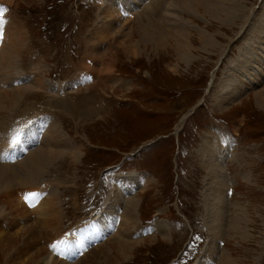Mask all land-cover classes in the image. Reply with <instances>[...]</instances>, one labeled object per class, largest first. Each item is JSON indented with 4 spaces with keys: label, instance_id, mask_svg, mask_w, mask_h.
<instances>
[{
    "label": "rangeland",
    "instance_id": "374dc122",
    "mask_svg": "<svg viewBox=\"0 0 264 264\" xmlns=\"http://www.w3.org/2000/svg\"><path fill=\"white\" fill-rule=\"evenodd\" d=\"M105 1L0 0V20L11 24L0 32V62L3 48L16 47L18 54L1 71L0 92L26 90L19 105L0 108V165L17 168L36 151L66 150L41 176L40 187L24 189L29 195L20 196L21 187L14 186L31 220L9 230L0 216L1 234L13 236L43 221L41 208L55 191L52 238L41 236L38 246L61 264H89L94 250L125 235L132 204L139 229L130 226L127 238L135 247L124 261L100 255L95 264H224V254L227 264H264V106L256 102L264 94V0H210L213 12L203 0H157L163 6L150 21L153 0ZM211 13L222 14L221 20ZM105 14L116 19L107 21ZM148 25L172 28L170 36L182 25L190 60H176L170 37L156 48L142 40L139 30ZM95 42L112 72L84 80L86 72L95 74L86 63L88 44ZM122 43L138 47L139 56L119 50ZM35 79L45 87L37 89ZM69 97L88 98L95 115L60 110ZM228 143L231 156L221 170L205 151L220 154L219 146ZM213 174L221 183L217 198ZM13 197L0 204L1 211L15 205ZM234 206L238 216L247 214L245 236L230 231ZM216 213L223 224L214 253L209 245L219 230ZM75 236L74 257L68 256L74 249L51 251L58 238Z\"/></svg>",
    "mask_w": 264,
    "mask_h": 264
},
{
    "label": "bare ground",
    "instance_id": "6f19581e",
    "mask_svg": "<svg viewBox=\"0 0 264 264\" xmlns=\"http://www.w3.org/2000/svg\"><path fill=\"white\" fill-rule=\"evenodd\" d=\"M107 1L108 0L105 1V4H107ZM116 1L117 0H113L114 3ZM160 1L158 2L157 0L156 1L153 0L152 4H150L151 5L150 7H151L152 11L150 12V15H149L150 17H147L148 21H150L151 18L153 16H155V13H157L158 10L163 6L162 4H160ZM203 1L205 2L204 3L205 7L209 11L213 12L214 5L212 3L211 4L209 3L210 0H203ZM203 1H200V2L203 4ZM174 3H176V2H174ZM184 6H185L184 10H186V7L188 8V11L191 8L190 4L188 2ZM109 8H111V7L107 6L106 9H103L104 12H107L109 10ZM173 8H174V6H173ZM218 13H219V11H218ZM105 15L107 16V21L112 22L113 20L116 19V17L114 15H112V14H105ZM105 15L103 17H105ZM210 15L221 20L220 16L222 14H212L211 13ZM228 15L229 14H225L226 17ZM120 16H122V15L120 14ZM176 24L179 25L178 23H176ZM148 26L149 27L140 28V30H139L140 33H141L142 40H145V42H148V43H152L153 47L155 46V48H156V47L165 46L166 45V41L168 40L167 38L170 37L173 40V45L171 46V48H172L171 50L173 51L174 56H176V58H177L176 60L179 61V62L180 61L181 62H187V61L190 60V54H191L190 50H191V48H190V45L188 46V42H185L187 37L185 38V35H181V33L183 31H185L184 27L182 25H181V27H180L178 32L175 31L174 33H172V36L169 35L170 30L172 28L170 30H168V29L167 30H162L160 28H157V29L155 28L154 29L153 25H148ZM7 27H8V29L11 28V24H6L5 21H4L2 23V25H0V32H1V30H3L4 28H7ZM174 30L175 29H173V31ZM17 32H19V30ZM118 32L120 33V31H118ZM9 34H10V32H9ZM15 34H16V31H15ZM92 36H93V34H92ZM182 36L184 37V40L181 39ZM201 40L203 42V46H204V44L206 46V42H210V41H206L208 39L205 40V37L202 38ZM12 42H14L15 44L18 43V42H16V40H13ZM87 43H88V41H87ZM91 45H92V48H90L89 44H88V51L92 55H89V58H88L87 55H85V57L88 58L87 60L86 59L85 60L87 61L86 63L89 65V67L94 69V70L92 69V71L95 74H93L92 72H90V73L86 72L85 74H87V75L86 76L84 75L86 77L84 80H89V75L91 76V78L94 77V76H99V78H100V76H103V78H104V77L108 76L112 72V69H111L112 64H105V62H103V60L105 61V56L106 55L105 54L103 55V53H100L101 51L97 50L98 46H99L98 43L95 42V43H92ZM15 48H12V47L11 48L10 47L3 48V51L1 52V58L3 59V61L0 62V74H3V72H1V71H2V69H3V67L5 65L7 67V70H9L10 63L12 64V62L14 61V58L16 59V57L18 56V54H17V56L14 57L13 50ZM117 48H119V50H123L127 55H130V56H133V57H138L139 53H140L139 50H138L139 48L136 47V46H133V45L127 46L126 44L122 43ZM96 52H98L97 55L95 54ZM113 55H114V53H112L111 56L113 57ZM92 56H95V57L93 58ZM243 59L246 60L245 58H243ZM243 62L246 63L247 61H243ZM252 62H253V60H251L250 63L252 64ZM90 63H93V64L91 65ZM252 65H254V64H252ZM86 69H88V68H86ZM244 70L248 71L249 68L247 66H245ZM95 79H97V78L94 77L93 80H95ZM35 80L38 81V84L36 85V87L37 86L45 87L43 85L44 83H43V81L41 79H35ZM93 80H91V82ZM240 80L241 79H239V81ZM73 88H76V87L71 86L69 90H71ZM37 89H38V87H37ZM66 89H68V88L66 87ZM14 90L13 91H9L7 94L3 93V91L0 92V108H2L1 107L2 105H6L7 108L11 110L13 108V106L19 105V103H21L20 102V97H22V95L25 93L26 90H24V91H21V90H15L14 91ZM263 96H264V94L262 96L259 95V96L256 97L257 98L256 102H258L262 106H264V104H263L264 102H261L263 100H260V97H263ZM72 98L73 97H69L67 100H65V101H67L65 103L66 108L62 107V109L60 108V110H63V109L69 110V107H71L72 109L71 108L70 109L72 111L75 110L78 113V115L84 116L85 118H90V116L95 115L93 107L90 106L88 98H86V97H78V98H75V99L71 100ZM223 102L224 101L220 99L219 105H224V104H222ZM30 110H33V109H30ZM41 114H43V113H40L39 115H41ZM68 114H72V113L68 112ZM0 123H4V122H0ZM26 123H28V122H26ZM32 128H30L31 132H30V136H29V139H31V140L34 138V132H33ZM0 140H2V139H0ZM59 143H60V140L58 139L57 144H59ZM6 145H7V143H6ZM231 148H232L231 143L225 144L222 147L219 146L218 151H219L220 154H214V155L208 152V151H210V149L208 148V149H206L208 151H205L206 152V157L207 158L210 157V158L214 159L216 161L215 164H217V166H219V168H221V170H223V169L225 170L224 166L227 163V158H229L231 156V153H230ZM65 151L66 150H64V149L63 150L59 149V151H57L56 147L53 150L44 149L43 151H36L30 156L29 159H27L23 164L19 165L17 168L16 167H11V166L8 167V166H1L0 165V204H4V202H5L4 200H7L13 194H14V197L18 200L13 207H11V208L8 207L7 208V209H9L8 212L6 211L7 210L6 208L4 209V207L2 208V211L0 210L1 211L0 216H2L3 217L2 219L6 220V222L8 223L9 228L7 226V229L13 230L14 228L20 226V224H21L20 220L21 221L22 220L25 221V223L29 222L31 220L30 214L28 213L29 211L26 210L27 206L24 205V206H26V207H24L20 203V201H19L20 197L18 199V197L16 195V191H15L16 189H14V186L16 185L18 187L19 186L21 187V190H20V193H19L20 196H21V194L23 196L27 195L28 193H26V191H24V189L27 188V187H30L29 184H36V186H39L41 178H43L41 176H43V174L46 172V170L49 168V166H51V164H52V162L54 160H58L61 156H63ZM70 151L72 153L74 152L73 154H75V152H76L75 150H70ZM224 151L227 152V154H225ZM54 162H56V161H54ZM213 167H214V165H213ZM14 170H15V174H14ZM216 179H218V177L215 174H213V176H212V186H214V188H213L212 195L214 196V198H217V192H216L217 191V186H219L221 184L220 181H218ZM133 181L134 180L131 181L132 184H133ZM134 184H136V183H134ZM50 187H51V185H50ZM53 188H49V189L53 190ZM127 188H128V186H127ZM120 189L124 190V191L128 190V189H126L124 187V185ZM221 189H222V186L220 187V190ZM32 191H33V189H32ZM228 196H229V186H227V199H226L227 200V209H228ZM14 197H13V199H15ZM218 197H219V195H218ZM23 203H24V201H23ZM55 204H56V192L52 191L50 197L48 198V202L46 201V204L44 205V208L40 207L41 209H45V211H46L45 215H43V217H44L43 221L39 222L40 221V219H39V221H35L33 223L27 224L22 229H19L17 231V233L14 234L13 236L12 235L4 236V234H1V232H0V245L2 243H6L5 246H3V247L0 246V253L2 254L3 264H20L19 263L20 260H23L22 264H61V263L58 262L59 260L57 261L53 257H51L53 254L50 256L51 252H50V254H48L45 249L39 248V246H38V241H39L41 236L44 239H47V240L52 238V236L51 237H48V236L51 233H53V231L52 230L48 231V229L53 226V220H51L52 219L51 218V214L53 212H55V209H56V213H57V208H56L57 206ZM36 206L38 207L39 205H36ZM136 207H137L136 204H132L127 209V214H126L127 217L125 218V221L123 222L124 225H123V228H122L123 231H125L126 233H127V231L130 232V230H129L130 226L133 229L138 228V227H136L137 226V224H136L137 222L135 221L136 220L135 212L137 210ZM233 208H235V211H234L233 217H231L232 219H231V224H230L231 225L230 226V231L232 233H235L236 235L239 234L238 236H240V237L243 236V235L245 236L246 232H248L247 229H246V224H248L247 214L244 213V214L238 216L236 214L238 209H239L238 206H234ZM36 214H37V217L40 218V214H41L40 210ZM58 220H59V218H58ZM214 223L217 225L216 226L214 224L216 227H219V230L216 231L217 230L216 229L215 232L212 231V235H214V236H213V240L211 241V245H209V246L212 248L211 250H214L213 252L216 253L215 251H217V248L216 247L214 248L213 246H217V245H215V242H216V240L221 238L220 234H222V224H223L221 219H220V216L217 213L215 215V222ZM1 227L2 226L0 224V231H3V229H2L3 227L2 228ZM122 229H120V230H122ZM37 230L40 231L41 234H38ZM121 233L116 237V239L112 238V239H115V240L111 239L112 242L107 243L106 245H104V247H101L99 250L98 249L94 250L90 254L89 258H91V260L89 261V264H95V262L100 258V255L105 257V258H107L106 260H114L116 262H119L121 260L124 261L128 257V255L131 252V250L135 247L136 242L130 241L129 238H127L129 236V234L131 235L132 233H129V234L127 233V235L125 233V235L120 236ZM43 238H41V239H43ZM20 241H22L23 243H20ZM225 259H226V255L224 254L222 263L225 264V261H226V264H227L229 260H225ZM78 264H84V263L83 262H79ZM85 264H87V262Z\"/></svg>",
    "mask_w": 264,
    "mask_h": 264
},
{
    "label": "snow or ice",
    "instance_id": "6c2138e0",
    "mask_svg": "<svg viewBox=\"0 0 264 264\" xmlns=\"http://www.w3.org/2000/svg\"><path fill=\"white\" fill-rule=\"evenodd\" d=\"M3 21H0V25H2Z\"/></svg>",
    "mask_w": 264,
    "mask_h": 264
}]
</instances>
